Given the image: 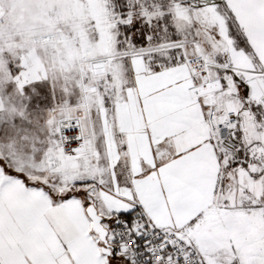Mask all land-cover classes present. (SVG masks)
Listing matches in <instances>:
<instances>
[{"label": "snow or ice", "instance_id": "snow-or-ice-1", "mask_svg": "<svg viewBox=\"0 0 264 264\" xmlns=\"http://www.w3.org/2000/svg\"><path fill=\"white\" fill-rule=\"evenodd\" d=\"M0 264H264V0H0Z\"/></svg>", "mask_w": 264, "mask_h": 264}]
</instances>
